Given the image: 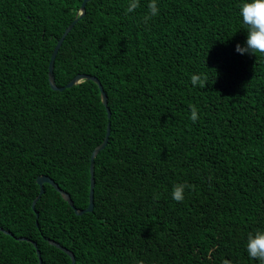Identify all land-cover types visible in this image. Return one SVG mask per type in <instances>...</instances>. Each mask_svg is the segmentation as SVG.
I'll return each mask as SVG.
<instances>
[{
  "label": "trees",
  "instance_id": "obj_1",
  "mask_svg": "<svg viewBox=\"0 0 264 264\" xmlns=\"http://www.w3.org/2000/svg\"><path fill=\"white\" fill-rule=\"evenodd\" d=\"M82 1L0 0V264H70L46 239L74 264H259L246 242L264 230V57L235 52L240 0H157L147 25L148 0L86 3L53 74L96 77L109 118L93 82L48 83ZM108 123L93 210L48 184L32 210L40 175L87 207ZM176 184L192 186L182 203Z\"/></svg>",
  "mask_w": 264,
  "mask_h": 264
},
{
  "label": "clouds",
  "instance_id": "obj_2",
  "mask_svg": "<svg viewBox=\"0 0 264 264\" xmlns=\"http://www.w3.org/2000/svg\"><path fill=\"white\" fill-rule=\"evenodd\" d=\"M141 6L140 0H128L126 13L132 14ZM147 14L144 15L143 21L145 25L150 20L159 15V6L157 0H148L146 5ZM238 15L241 19L242 27L247 33L244 46L237 44L235 52L240 55H252L264 57V0H240L238 5ZM207 76L203 74H193L191 76V84L194 87L204 89L207 84ZM190 120L196 123L199 120L198 109L193 106L191 108ZM192 186L187 184H176L172 190V199L178 203H182L185 196V190ZM246 251L253 261L264 264V230H257L255 233H249L246 242ZM136 264H143V261H137ZM223 264H230L225 260Z\"/></svg>",
  "mask_w": 264,
  "mask_h": 264
},
{
  "label": "water",
  "instance_id": "obj_3",
  "mask_svg": "<svg viewBox=\"0 0 264 264\" xmlns=\"http://www.w3.org/2000/svg\"><path fill=\"white\" fill-rule=\"evenodd\" d=\"M91 0H83L80 7H79V11L77 13V16L74 18V20L66 27V29L63 31L61 37L56 41V44L52 50L51 56H50V60H49V64H48V83L50 88L53 91H58V92H62L64 89L66 88H71L72 86L87 80V81H91L94 84L97 85L98 89H99V93H100V100L102 105L105 107V110L107 112V118L110 117V112L109 109L107 107V97L100 85V82L98 81V79L96 77L90 76V75H83V74H79L76 75L74 78H72L66 85H64L63 87H57L55 84V79H54V74H53V68H54V61H55V57L57 55V52L62 44V42L64 41V38L67 36V34L69 33V31L72 29V27L74 26V24L81 19L84 14H85V5L86 3H88ZM110 134V127H109V123L106 126V132H105V136L102 140V142L96 146L91 155H90V166H89V173H90V185H89V194H88V205L85 209L79 210L77 208L74 207V204L70 198V196L64 192L63 190H61L52 179H50L47 176L44 175H40L36 178L35 182L39 187V193L38 195L35 197V199L32 202L31 205V209L34 210L35 209V204L36 202L39 200V198L41 197V195L44 193V189L43 186L44 184H48L51 187H53V189L60 195V197L68 204V206L73 210L74 214L77 216H80L84 213H89L93 210V187H94V179H93V173H94V166H93V161L95 159V157L97 156V154L103 150L108 142V137ZM38 215L36 214V217ZM0 231L4 234H8L7 231H4L1 227H0ZM18 241H27L25 238H18ZM47 243L51 246H54L55 248L59 249L60 251H62L63 253H65L71 260L70 264H74L75 260H74V256L73 254L63 248L62 246H60L58 243L46 239ZM31 244L36 247V244L31 242ZM37 255H38V264H42V260L40 258V255L38 254V251H36Z\"/></svg>",
  "mask_w": 264,
  "mask_h": 264
},
{
  "label": "bare ground",
  "instance_id": "obj_4",
  "mask_svg": "<svg viewBox=\"0 0 264 264\" xmlns=\"http://www.w3.org/2000/svg\"><path fill=\"white\" fill-rule=\"evenodd\" d=\"M71 197V196H70ZM72 199V198H71ZM88 214V213H87ZM44 262V261H43Z\"/></svg>",
  "mask_w": 264,
  "mask_h": 264
}]
</instances>
